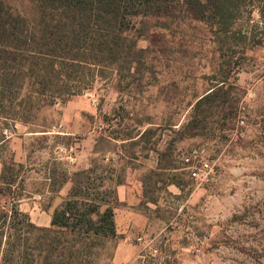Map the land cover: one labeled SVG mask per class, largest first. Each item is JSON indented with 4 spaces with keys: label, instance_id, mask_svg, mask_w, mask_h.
I'll return each instance as SVG.
<instances>
[{
    "label": "rangeland",
    "instance_id": "obj_1",
    "mask_svg": "<svg viewBox=\"0 0 264 264\" xmlns=\"http://www.w3.org/2000/svg\"><path fill=\"white\" fill-rule=\"evenodd\" d=\"M4 1L35 17V0ZM258 7L236 25L249 28L245 41H228L212 24L139 18L140 65L83 72L79 95L43 108L28 123L0 118V184L9 189L0 212L15 207L33 215L37 227L50 228L45 220L70 199L74 174L94 165L108 189L122 181L136 194L132 207L148 222L142 234L161 252H144L134 264H264ZM225 75L230 86L201 102ZM193 149L210 162L207 181L187 173ZM203 236L208 242L197 252L196 238ZM119 243L117 235L105 241L101 264H113Z\"/></svg>",
    "mask_w": 264,
    "mask_h": 264
},
{
    "label": "trees",
    "instance_id": "obj_2",
    "mask_svg": "<svg viewBox=\"0 0 264 264\" xmlns=\"http://www.w3.org/2000/svg\"><path fill=\"white\" fill-rule=\"evenodd\" d=\"M256 3L264 23V0H35L33 19L0 0V118L28 123L43 108L79 95L83 72L140 65L139 18L212 24L228 41H245L249 28L236 25ZM229 83L223 76L201 102L217 99ZM96 172L93 165L74 174L70 199L54 210L50 228L15 207L2 210L0 264H101L105 241L117 235L119 201ZM8 190L0 184V198Z\"/></svg>",
    "mask_w": 264,
    "mask_h": 264
},
{
    "label": "crops",
    "instance_id": "obj_3",
    "mask_svg": "<svg viewBox=\"0 0 264 264\" xmlns=\"http://www.w3.org/2000/svg\"><path fill=\"white\" fill-rule=\"evenodd\" d=\"M119 208L115 209V224L120 243L115 249L113 264H134L141 257V248L135 240L147 229V218L136 208L132 207L136 194L126 185L116 186ZM123 205V206H122ZM33 220V215H30ZM52 218L45 220L44 226L51 225ZM35 222L39 223L37 220Z\"/></svg>",
    "mask_w": 264,
    "mask_h": 264
},
{
    "label": "built area",
    "instance_id": "obj_4",
    "mask_svg": "<svg viewBox=\"0 0 264 264\" xmlns=\"http://www.w3.org/2000/svg\"><path fill=\"white\" fill-rule=\"evenodd\" d=\"M212 172V167L210 162L206 160L200 149H193L190 153L189 167L187 168V173L189 177L194 181L204 182L207 181ZM196 249L200 252L202 246L208 242V237L203 236L201 238H196ZM137 245L141 248V254L144 252H149L154 257H160L161 252L155 245L154 239L141 234L136 238ZM167 258V257H166Z\"/></svg>",
    "mask_w": 264,
    "mask_h": 264
}]
</instances>
